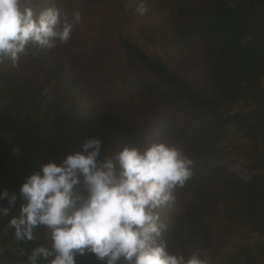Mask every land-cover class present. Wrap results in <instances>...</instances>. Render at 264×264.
Returning a JSON list of instances; mask_svg holds the SVG:
<instances>
[{
    "label": "trees",
    "instance_id": "1",
    "mask_svg": "<svg viewBox=\"0 0 264 264\" xmlns=\"http://www.w3.org/2000/svg\"><path fill=\"white\" fill-rule=\"evenodd\" d=\"M153 2L156 11L170 9V45L202 42L209 74L201 82L173 69L151 40L138 43L122 29L124 69L105 101H94L81 65L59 41L51 49L29 45L17 67L0 64V193L17 196L8 215L0 213V264H28L35 247H50L43 228L35 241L15 239L8 224L25 203L20 188L43 164L83 151L90 138L101 140V159L118 144L143 150L163 141L196 161L178 188L181 208L163 219L170 252L187 257L201 249L211 264H264V0ZM67 4L41 0L39 8L54 6L62 16ZM8 207L0 199V209ZM76 264L102 262L85 254Z\"/></svg>",
    "mask_w": 264,
    "mask_h": 264
},
{
    "label": "clouds",
    "instance_id": "2",
    "mask_svg": "<svg viewBox=\"0 0 264 264\" xmlns=\"http://www.w3.org/2000/svg\"><path fill=\"white\" fill-rule=\"evenodd\" d=\"M41 0H0V64L17 67L29 45L51 49L66 44L82 17L62 20L54 6L39 8ZM135 11L144 15V0ZM102 142L87 139L81 152L62 163L48 162L31 174L20 188L19 215L9 221L17 241L37 240L43 228L50 247H35L28 264H76V257L92 254L102 264H211L206 250L189 256L168 249L163 234L167 224L162 210L176 200L195 174L196 161L168 142H153L143 150L126 145L100 158ZM0 199L9 207L17 200L7 190ZM51 258V259H49Z\"/></svg>",
    "mask_w": 264,
    "mask_h": 264
},
{
    "label": "rangeland",
    "instance_id": "3",
    "mask_svg": "<svg viewBox=\"0 0 264 264\" xmlns=\"http://www.w3.org/2000/svg\"><path fill=\"white\" fill-rule=\"evenodd\" d=\"M153 1L144 0L148 11L140 15L135 9L141 0H68L66 6L69 11L66 15H62L61 19L66 17L71 21L74 11L77 10L81 13L82 19L75 26L70 40L61 45L69 50L73 58L81 65L83 75L90 83L94 101H105L111 94L113 83L121 78L124 68L121 47L117 42L120 29L126 36L128 34L133 36L132 39L137 38L138 43L151 40L153 43L150 46L161 53L173 69L191 81L201 82L209 74L204 47L200 39L196 40L192 47L185 49H177L170 45V23H167V19L170 18V9L162 7V10L156 11ZM145 30L147 35L145 34L144 37L142 33ZM137 103L138 101H135V104ZM157 122L156 119L155 124ZM157 131L156 128L154 132ZM121 146L122 144H118V148H114L113 152L120 150ZM179 193L180 190L176 189L175 203L162 210V219L169 212L181 208L183 198ZM186 198L189 200L191 196L187 194ZM223 202L220 209L223 207ZM215 217L218 234L221 237L223 233L221 210L216 212Z\"/></svg>",
    "mask_w": 264,
    "mask_h": 264
}]
</instances>
